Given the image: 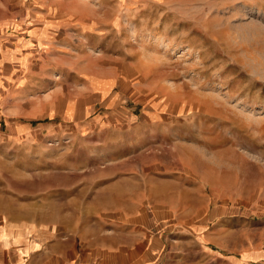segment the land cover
Returning a JSON list of instances; mask_svg holds the SVG:
<instances>
[{"label":"rangeland","instance_id":"rangeland-1","mask_svg":"<svg viewBox=\"0 0 264 264\" xmlns=\"http://www.w3.org/2000/svg\"><path fill=\"white\" fill-rule=\"evenodd\" d=\"M4 228L0 264H264V0H0Z\"/></svg>","mask_w":264,"mask_h":264},{"label":"crops","instance_id":"crops-1","mask_svg":"<svg viewBox=\"0 0 264 264\" xmlns=\"http://www.w3.org/2000/svg\"><path fill=\"white\" fill-rule=\"evenodd\" d=\"M5 50L3 49V54L5 55ZM3 57V56H2ZM2 63V62H1ZM6 98L5 95L2 96V101H4V99ZM4 229H0V241L2 242L3 245H5L6 243L4 242V235L5 234V230ZM7 230V229H6ZM161 235H159L158 238H160ZM174 240H176L174 238ZM204 240V239H203ZM202 239H199V241H196L195 243L197 245H199V253H204L205 252V246H206V242H204ZM161 245L158 243L157 239H151V241L149 240H145V238L142 241V256L144 257L142 259L141 264H212V263H218V260L213 261V260H206V261H191V260H181L180 259V251L177 249L179 246V241H177L176 243H167L162 241V239H160ZM204 248V249H203ZM164 249V250H163ZM159 251H163L165 252L164 255L166 256L165 260H161L159 259V255H157V253ZM246 252V251H245ZM245 252H243V259L238 258L236 261V264H245L247 262V260H245ZM211 253V252H209ZM185 254V253H184ZM248 256H246L248 259H264V248L263 249H254L252 253H247ZM209 256H213V254H209ZM220 259V258H218ZM224 261L226 264H229L226 260H222ZM181 262V263H180ZM222 263V262H221ZM82 264V263H81ZM84 264V263H83ZM223 264V263H222ZM230 264H233L230 262Z\"/></svg>","mask_w":264,"mask_h":264}]
</instances>
